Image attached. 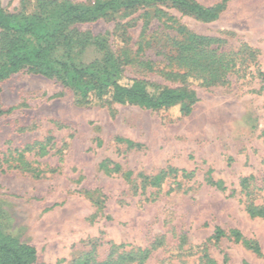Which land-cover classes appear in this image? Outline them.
I'll return each mask as SVG.
<instances>
[{
    "label": "rangeland",
    "instance_id": "obj_1",
    "mask_svg": "<svg viewBox=\"0 0 264 264\" xmlns=\"http://www.w3.org/2000/svg\"><path fill=\"white\" fill-rule=\"evenodd\" d=\"M0 1L15 25L42 17L41 33L67 46L52 55L58 76L23 69L0 83V230L33 246L34 264L102 258L109 242L154 246L144 264H205L203 250L215 264H264V217L249 216L240 192L241 179L251 176L250 199L264 204V0H226L210 22L168 2L131 8L113 0L101 16L94 0ZM70 7L76 10L67 13ZM178 26L215 39L210 48L223 53L227 70L215 54L199 59L202 72L179 66ZM72 29L103 37L104 61L87 68L94 79L186 86L198 98L190 113L76 105ZM80 55L88 63L101 52L89 47ZM168 169L177 172L158 186L146 180ZM216 226L227 233L217 242ZM233 229L244 240L229 235Z\"/></svg>",
    "mask_w": 264,
    "mask_h": 264
},
{
    "label": "trees",
    "instance_id": "obj_2",
    "mask_svg": "<svg viewBox=\"0 0 264 264\" xmlns=\"http://www.w3.org/2000/svg\"><path fill=\"white\" fill-rule=\"evenodd\" d=\"M40 6L52 3V0H39ZM158 1V2H157ZM165 4L168 2L182 14L193 16L194 18L210 22L215 20L225 8L226 0H221L210 6H204L196 0H128L127 7L141 5L150 7L157 3ZM114 4L113 0L105 1L94 0L95 12L105 15V9ZM76 10L70 7L67 13ZM74 21L80 20L79 16L73 18ZM43 22L42 17H33L22 24L15 25L14 15L6 12L1 6L0 1V83L9 78L12 74L27 70L34 74L42 75L47 78L58 76V70L52 55L58 47L67 50L63 41H59L56 34H42L39 25ZM73 35L70 42L75 40V53L77 54L78 65H71L73 76L70 82V89L73 93L74 102L79 106L104 103L133 104L151 110H162L176 107L180 115H188L192 106L198 100L195 90L183 87L162 86L153 82L141 79H127L123 75H118L110 81H99L88 73L87 68L91 65L104 61L106 52H102L103 37L93 36L89 33H78L77 29H72ZM179 41L174 42V58L179 66H187L199 71L204 67L199 62L200 58L215 54V50L210 48L212 40L215 39L199 35L185 30L182 26L177 27ZM92 47L97 52H101L99 58L90 62L82 61L81 53L87 48ZM215 62L222 70H227L228 65L224 63L223 53L215 54ZM66 67V63H59ZM222 71V75H223ZM203 81L210 82L204 75ZM213 76H215L213 74ZM211 80V79H210ZM1 107V103H0ZM2 113V110H0ZM177 172L176 169L161 170L157 175L147 177L146 180L158 186L160 180L167 172ZM184 174L185 171H182ZM252 177H244L240 181L241 193H244V206L246 212L251 217H264V204H255L250 199L249 180ZM207 181L216 188L223 189L220 181ZM227 233L221 227L216 226L211 238L217 242L225 237ZM229 235L239 241L243 239L239 230L229 231ZM244 240V239H243ZM254 252L259 253L260 248L254 241H249ZM109 244L107 253L102 257L89 256L85 259L74 261L72 264H144L149 258L154 246L146 248L126 249L125 245ZM93 255V254H92ZM36 249L26 243L20 242L16 237L0 230V264H34L36 261ZM201 259L205 264H215L205 250L202 251Z\"/></svg>",
    "mask_w": 264,
    "mask_h": 264
}]
</instances>
